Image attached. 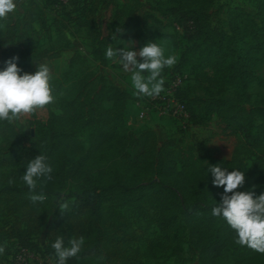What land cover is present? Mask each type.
Instances as JSON below:
<instances>
[{
	"label": "trees",
	"instance_id": "obj_1",
	"mask_svg": "<svg viewBox=\"0 0 264 264\" xmlns=\"http://www.w3.org/2000/svg\"><path fill=\"white\" fill-rule=\"evenodd\" d=\"M114 1L107 0L105 13ZM213 1L156 0L155 7L163 17L175 15L174 27L178 26L182 33L183 49L173 70L190 73V81L179 92L188 113L186 127H213L212 136L234 138L230 159L200 168L190 148L176 147L170 141L160 144L152 129L138 132L127 127L124 117L129 93L100 75L98 87L71 88L60 101L59 112H49L40 148L26 145L30 131L21 136L9 123L0 122L7 149L0 153V168L4 169L0 171V214L21 215L13 222L9 239L41 250L30 237L45 224L50 213L48 245L41 251L54 254L51 245L57 236L63 237L65 246L70 238L85 240L79 256L66 264H144V260L158 258L170 248L175 256L178 252L169 235L178 245L185 232L198 250L200 264H222L229 249L236 250L229 264H264V254L235 244L234 230L222 218L212 216L211 210L220 203L223 187L213 186L208 171L217 165L228 171H242L245 183L239 191L253 190L257 196L264 192V122L256 123L260 108L250 104L247 91L254 80L252 70L258 59L264 62V0H254L256 14L234 10L223 31L209 23L208 10ZM98 2L89 1L88 16L93 18ZM31 13V8L24 11L21 29L16 21L7 22L3 39L7 45L0 49V71L12 57L32 52L35 31ZM121 13L118 11L112 20L115 29L122 31H116V37L132 42L133 51H139L148 42L159 44L160 39L173 38L150 24L145 15L135 16L131 24L119 19ZM112 37L104 21L97 19L90 25L86 38L91 59L101 67L111 62L105 58V52L108 46L115 48ZM59 57V50L39 54V58L49 60ZM82 61L76 55L67 64ZM259 83L264 86V80ZM228 87L233 88V97L222 98ZM106 101L112 105L105 106ZM37 155L46 157L52 169L51 179L42 177L35 193H31L21 175ZM9 179L14 183L9 184ZM66 182L76 188L66 195L69 208L62 212L60 206L51 207L49 198ZM41 193L47 197L43 203L30 201V195ZM112 205L133 207L141 215L145 205L154 208L156 215L151 223L163 235L162 239L149 238L148 226H134Z\"/></svg>",
	"mask_w": 264,
	"mask_h": 264
},
{
	"label": "rangeland",
	"instance_id": "obj_2",
	"mask_svg": "<svg viewBox=\"0 0 264 264\" xmlns=\"http://www.w3.org/2000/svg\"><path fill=\"white\" fill-rule=\"evenodd\" d=\"M90 0H19L18 10L9 14L6 21H0V49L7 45L3 39L6 36V24L9 20L16 21L18 28L21 29V18L24 11L32 9V27L34 28L32 52L28 55L18 58L17 64L21 69V75L24 73L34 74L37 66L45 64L50 69V85L53 89L55 102L45 106L44 109L35 111L31 115L22 116L19 120L9 124L10 127L17 131L21 136L30 131V137L26 142L27 146L40 148L44 142V132L47 126V118L49 112H59V104L63 96L73 87L95 88L98 87L97 77L103 75L106 80L126 90L130 95L128 104H132L135 109V115L138 107L135 102L141 98L133 95L134 89L131 85L130 72H125L121 65L111 61L108 66L101 67L91 59V48L89 40L86 38L90 33V25L93 21H104L107 32L112 36H116L115 25L112 20L118 11H122L119 16L121 21L134 23V17L147 16L150 24H155L164 33L172 36L171 39H160L159 44L164 40L169 43L165 46V55H175L176 59L181 49H183V40L181 39V30L178 26L174 27L177 21L175 15L167 17L161 16L155 7L156 0H115L110 10L105 13L103 7L107 0H99L96 9L92 15H87ZM236 9H244L252 14L257 13L256 2L254 0H214L212 6L208 10V20L210 25L218 30L227 29V21L231 13ZM97 18V19H96ZM91 19H93L91 21ZM72 38L69 39L68 37ZM117 38V37H116ZM117 40H119L117 38ZM120 41V40H119ZM115 48L127 47L124 43L113 40ZM60 51V57L49 60L47 58H39V54L44 51ZM133 51V48L131 49ZM79 55L83 61L73 63L68 66L67 61L72 56ZM173 67L165 68L162 76L166 82L173 74ZM254 80L248 85L247 91L249 101L252 106L260 108L256 114V123L264 122V86L259 83L264 80V62L258 59L256 66L252 70ZM84 80V81H83ZM85 86L81 87L80 83ZM165 84V83H164ZM234 95L233 88H226L222 94V98H232ZM137 118V116H136ZM142 125L140 129H152L157 133L159 143L170 141L176 147H187L192 150L198 159L200 168L208 167L215 164L220 159L229 160L235 144L234 138L224 139L220 136H212L214 128L202 129L198 127H186V121H178L166 116H159L153 113L145 120H139ZM155 123V124H154ZM149 124V125H148ZM154 124V125H151ZM155 126V127H154ZM129 127V126H127ZM130 128V127H129ZM135 131H140L136 129ZM82 141L86 144L85 139ZM139 149L135 148L132 154ZM7 151L5 139L0 134V153ZM107 162L106 164H109ZM4 169L0 168V171ZM75 185L71 182L66 184L57 191V194L49 198L52 208L60 206L61 203L69 202L66 198L69 191L75 189ZM107 207V205H106ZM120 214L128 217L134 226L141 225L147 227V235L149 238L162 239L163 235L157 227L151 223V219L156 215L154 208L145 205L144 215L133 207L112 205ZM21 215H3L0 214V246L6 245L5 251L0 255V264H13L10 260L11 253L15 248L14 239L7 237L11 230L13 222L19 219ZM50 213L48 214L45 224L33 235L31 240L43 250L48 245V225ZM150 223V224H149ZM24 226V223H22ZM169 240L173 247L176 248L178 254L172 255L173 248L162 253L158 258L146 259L144 264H200L198 260V250L191 245V236L185 232L180 238L178 245L174 242L173 235H169ZM236 252L235 249H229L226 256L222 260V264H229L232 256ZM88 264H97L96 261ZM115 264V263H110Z\"/></svg>",
	"mask_w": 264,
	"mask_h": 264
},
{
	"label": "clouds",
	"instance_id": "obj_3",
	"mask_svg": "<svg viewBox=\"0 0 264 264\" xmlns=\"http://www.w3.org/2000/svg\"><path fill=\"white\" fill-rule=\"evenodd\" d=\"M18 5L19 0H0V21H6L9 14L15 13ZM116 31L122 34L121 29ZM112 39L124 43L117 40L115 35ZM168 43L167 40L160 44L148 42L139 51L131 50L134 46L132 42L124 43L127 47L108 46L105 58L121 65L125 72L131 73L130 80L135 97H156L164 91L163 70L176 63L175 55H165V46ZM17 61L18 57H12L5 62L4 70L0 71V122L9 124L55 102L49 67L41 64L37 66L34 74L21 75ZM51 171L46 157L37 155L28 162L21 180L31 193H35L37 182L42 177L51 179ZM208 171L213 177V186L223 187L220 203H216L211 210L212 216L222 218L234 230L235 244L264 254V192L257 196L253 190L239 191L245 183V174L242 171H228L219 165L209 167ZM8 183L12 184L14 181L9 179ZM46 198L43 193L29 197L33 203H43ZM68 208V202L60 204L62 212ZM84 243V237L70 238L65 246L63 237L57 236L51 245L56 264H66L69 259L77 258ZM5 247L6 245L0 246V255L4 253Z\"/></svg>",
	"mask_w": 264,
	"mask_h": 264
},
{
	"label": "built area",
	"instance_id": "obj_4",
	"mask_svg": "<svg viewBox=\"0 0 264 264\" xmlns=\"http://www.w3.org/2000/svg\"><path fill=\"white\" fill-rule=\"evenodd\" d=\"M190 73L186 70L174 73L163 85L164 91L156 97H141L135 104L139 120H145L153 113L178 121H187L188 113L180 100L179 92L190 81ZM13 264H56L55 254L16 244L11 253Z\"/></svg>",
	"mask_w": 264,
	"mask_h": 264
},
{
	"label": "crops",
	"instance_id": "obj_5",
	"mask_svg": "<svg viewBox=\"0 0 264 264\" xmlns=\"http://www.w3.org/2000/svg\"><path fill=\"white\" fill-rule=\"evenodd\" d=\"M104 105L107 107H110L112 105V102L106 101L104 102ZM124 123L126 126H129L133 130L139 129L140 131H143L145 129L144 126L142 129L139 128L142 125V123L137 120L136 115H135L134 106L131 103L126 106V114L124 117ZM154 124H151V125H154ZM153 129L156 130V127Z\"/></svg>",
	"mask_w": 264,
	"mask_h": 264
}]
</instances>
